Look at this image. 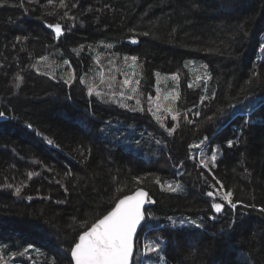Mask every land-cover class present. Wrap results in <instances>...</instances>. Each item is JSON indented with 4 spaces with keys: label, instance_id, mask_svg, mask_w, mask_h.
<instances>
[{
    "label": "trees",
    "instance_id": "trees-1",
    "mask_svg": "<svg viewBox=\"0 0 264 264\" xmlns=\"http://www.w3.org/2000/svg\"><path fill=\"white\" fill-rule=\"evenodd\" d=\"M64 5L0 0V264H70L78 234L138 188L153 204L132 264H264V0ZM125 56L137 57L143 94L157 73L179 75L175 121L96 96L121 91ZM192 62L209 71L205 90L188 85ZM197 143L216 151L213 164L196 158ZM216 189L232 192L219 213ZM144 243L159 252L144 255Z\"/></svg>",
    "mask_w": 264,
    "mask_h": 264
},
{
    "label": "snow or ice",
    "instance_id": "snow-or-ice-1",
    "mask_svg": "<svg viewBox=\"0 0 264 264\" xmlns=\"http://www.w3.org/2000/svg\"><path fill=\"white\" fill-rule=\"evenodd\" d=\"M51 3V0H49ZM60 6L63 7L64 0H60ZM48 27L52 28L56 33L57 37L61 35V26L59 24L48 25ZM144 35H148V33H144ZM19 39V38H17ZM136 40H132V43H136ZM106 47L111 48L112 45L108 44ZM261 48L264 49V44L261 45ZM42 59L47 60V57H43ZM124 61L127 64L128 61H131V65H127L128 67H133L136 65L137 57L136 56H125ZM63 63L67 65L69 62L64 60ZM110 64L114 63V61H110ZM119 71V69H117ZM70 78L65 80V83H70L71 79L74 78L72 74H69ZM101 83H104V75L103 71L100 72ZM124 75V79L120 82L121 91L119 93L112 92L109 96V100L105 102L116 103L117 101L113 99L116 95H119L123 99L132 100L134 99V95H125V89H128L132 94L137 93L138 87H129L132 85L133 81L131 76L136 75L135 72L128 74L122 73ZM159 76V73L156 74ZM19 79V78H18ZM110 81H115L116 77L110 76L108 77ZM171 79L176 81L178 77L176 75H172ZM199 79V77H197ZM80 83L84 84V78H80ZM135 84L139 85V80L135 81ZM108 87L111 89L113 87L112 83L108 84ZM189 87H192L190 84ZM94 87L88 86V95H92L94 92ZM157 93L160 92L159 87L156 88ZM97 97L103 98L105 95H109L108 93H101L100 91H95ZM178 93H168L164 97L165 100L172 99L175 101L178 99ZM149 101V111H152L153 105V97L150 95L148 97ZM141 101L136 99V104L139 106ZM120 107H127L124 103H119ZM156 112L161 110L160 104H155ZM130 111H142V108H129ZM165 111L169 113H173V106H166ZM156 112H152L153 117L160 121V117L156 115ZM4 113L0 112V116H3ZM199 115V113H197ZM179 116V112H175L172 114L171 118L175 121ZM211 119V117H209ZM160 126L164 128V124L161 123ZM31 127V125H29ZM176 126L173 125L170 128H165V131L171 136L175 131ZM207 139V138H205ZM49 144H52L51 140H48ZM157 143H160L157 141ZM229 147H232V143L229 142ZM190 147H198V145H192ZM216 156L215 152L211 156V160L215 161ZM33 173H28L29 178ZM136 183H140V178H135ZM213 179H216L213 176ZM159 183V180L156 181ZM217 184L221 182L216 180ZM10 187V186H9ZM169 191H176L179 188V185L173 187L171 184L167 185ZM16 194H19L21 189L17 187L15 189ZM208 196H212V192L207 193ZM148 197V193L144 190L138 189L131 195H124L122 198L116 200L114 207L111 210H107L106 214H103L101 218H98L91 224L90 227H86L81 233L78 234V238L74 240L73 245L70 248L71 261L70 264H132V258L135 254L134 246H135V238L137 236L138 230H143L146 225L143 223L144 221L151 219V216L147 213V210L144 208L145 203H151V200L146 199ZM232 192H227L221 198L231 204ZM232 207H235V204H232ZM222 205L219 203L212 204V209L219 213L221 211ZM260 212H264V208L259 209ZM24 251H28V248H25ZM159 252V244L158 243H145L143 245V254H155ZM18 255H23V253H18ZM3 257H0L2 260ZM159 260L162 262L164 260L163 256L159 257Z\"/></svg>",
    "mask_w": 264,
    "mask_h": 264
},
{
    "label": "rangeland",
    "instance_id": "rangeland-1",
    "mask_svg": "<svg viewBox=\"0 0 264 264\" xmlns=\"http://www.w3.org/2000/svg\"><path fill=\"white\" fill-rule=\"evenodd\" d=\"M264 44V32L262 33V35L260 36V42H259V47H258V50H257V55H256V59L258 61H264V49L261 48V45ZM198 62H201V61H198ZM132 63L129 62V65H131ZM192 65V67L194 66L193 70L192 68H189V66ZM190 65L188 66V69H189V75L191 76V81L189 82L188 85H192L191 88H202L203 90L206 89L207 87V83L204 84V80L205 78L203 77V73L201 72V70H204L206 71L207 75H208V81H210V74H209V71L207 70V67L206 65L202 62V63H198L196 64L195 62H192L190 63ZM205 67V69H204ZM62 72L64 71L65 73L68 72V65H65L63 64L62 65V68H61ZM128 73L131 74L132 73V70H131V67H129L128 69ZM172 75H176L178 77V79L176 81H173L171 79V76ZM134 76H131V79L133 81L132 85H130L129 87H138L136 84H135V81H137V79L134 78ZM197 77H199V79H197ZM180 80L181 78L179 77V75L177 73L175 74H171V75H159V76H156L155 78V86H154V91L153 92H148L146 94H143L140 90H139V87H138V91L137 93L135 94H132L128 89H125V95H134V99L132 100H127V99H123L122 98V103H124L125 105L127 106H130L132 108H136L138 107L137 104H136V99H139L141 101V106H139L140 108H146L149 110V101H148V97L151 95L153 97V105L151 106L152 107V111L151 112H156V108H155V104H160L161 105V110L159 112H156V115L160 117V119H164V120H172L171 116L172 114H174V111L173 113H169L167 111H165V107L166 106H173L174 105V101L170 98L168 100H165L164 97L166 95H168V93H179V86H180ZM159 87L160 89V92L157 93L156 91V88ZM194 88V89H195ZM205 94H202L200 96V100L201 98L204 96ZM109 96L110 95H106L105 97H103L102 99L105 100V101H108L109 100ZM177 100V99H176ZM174 108V106H173ZM153 119V118H152ZM155 119V118H154ZM154 121V120H153ZM195 145H198V147H194V153L195 155L197 156V159L202 163H209L211 162V156L213 154V151L215 152V156L217 158V153L214 149L211 150L210 154L205 157V152L202 151V147L200 146L199 143L195 144ZM214 161L210 164H204L203 166L204 167H207L211 164H213ZM226 194L225 192L223 191H220L219 189H216V193L214 195V199L217 200L219 199L221 202H218L219 204L222 203V201H225L223 200L221 197ZM227 202V201H225ZM222 205V204H221ZM145 244V243H144Z\"/></svg>",
    "mask_w": 264,
    "mask_h": 264
},
{
    "label": "water",
    "instance_id": "water-1",
    "mask_svg": "<svg viewBox=\"0 0 264 264\" xmlns=\"http://www.w3.org/2000/svg\"><path fill=\"white\" fill-rule=\"evenodd\" d=\"M139 189L144 190L145 192H147L145 189H142V188H139ZM137 190H138V189H136L135 191H137ZM135 191H134V192H135ZM134 192H132V193H130V194H128V195H131V194H133ZM147 193H148V192H147ZM146 199L149 200V194H148V197H147ZM152 204H153L152 202H151V203H145L144 208L147 209V208H148L149 206H151ZM144 222H145V221H144ZM144 222H143V223H144ZM139 231H140V230H138V233H139ZM138 233H137V234H138ZM136 237H137V236H136ZM135 241H136V238H135ZM134 252H135V246H134ZM133 257H134V256H133ZM70 259H71V255H70ZM132 260H133V258H132Z\"/></svg>",
    "mask_w": 264,
    "mask_h": 264
}]
</instances>
